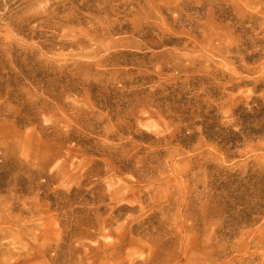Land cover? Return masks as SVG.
<instances>
[{
  "label": "rangeland",
  "instance_id": "rangeland-1",
  "mask_svg": "<svg viewBox=\"0 0 264 264\" xmlns=\"http://www.w3.org/2000/svg\"><path fill=\"white\" fill-rule=\"evenodd\" d=\"M153 211L264 264V0H0V264H127Z\"/></svg>",
  "mask_w": 264,
  "mask_h": 264
},
{
  "label": "bare ground",
  "instance_id": "bare-ground-1",
  "mask_svg": "<svg viewBox=\"0 0 264 264\" xmlns=\"http://www.w3.org/2000/svg\"><path fill=\"white\" fill-rule=\"evenodd\" d=\"M127 192H122L120 193V196L117 195H111L110 194V209L112 210L113 213L122 211V210H128V211H136V210H142V207L139 204V207L134 206L133 204V199L137 198L138 201H140L141 196H135V193H131V195H127ZM130 200V202H129ZM119 201V202H118ZM115 202H118L119 204H114ZM127 202V203H126ZM157 207V206H155ZM159 210L162 211L163 208L159 207ZM154 213V211L147 216V222L146 221H139L135 224L132 222L128 223V230H129V245L133 247H139L137 253L138 256L132 257L131 259H128L127 264H201L202 262H205V257L199 256V253L197 254L198 251V246H197V231L198 228L197 226L192 222L188 226H184L183 222H180V217L181 215L178 214L175 215L176 220H179V223H176L174 227L169 230L171 231L169 234V246L166 250H162V253L160 252V256H157L155 250H151L149 248L144 247L143 244L144 241L142 238L145 239V242L147 244L148 241H150V237L153 233L157 235L159 234L155 228H146L144 231L143 225L145 223H150L149 219L151 218L150 216ZM166 214H163V220L162 222H165L167 218L165 217ZM98 222V226L100 227L101 230H103L105 227V224L107 223L106 220H96ZM161 226V225H160ZM153 227V226H152ZM162 226L160 229L162 230ZM164 229V228H163ZM165 230V229H164ZM151 233H150V232ZM165 231H168L167 229ZM161 233V231L159 230ZM133 233L138 234V239H133L132 235ZM162 235L165 236L166 233L162 232ZM142 237V238H141ZM162 237V236H160ZM162 239V238H160ZM147 240V241H146ZM105 247V249H104ZM107 246H103V249L106 250ZM113 248L115 246H112ZM111 249V248H110ZM93 253L97 252L96 249L91 250ZM98 253V252H97ZM184 256L185 263L180 262V257ZM87 258L90 256L86 255Z\"/></svg>",
  "mask_w": 264,
  "mask_h": 264
}]
</instances>
